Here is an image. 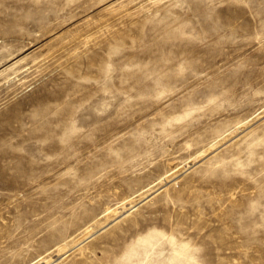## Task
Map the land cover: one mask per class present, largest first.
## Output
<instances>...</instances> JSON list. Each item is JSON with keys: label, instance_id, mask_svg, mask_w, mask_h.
<instances>
[{"label": "rangeland", "instance_id": "rangeland-1", "mask_svg": "<svg viewBox=\"0 0 264 264\" xmlns=\"http://www.w3.org/2000/svg\"><path fill=\"white\" fill-rule=\"evenodd\" d=\"M49 263L264 264V0H0V264Z\"/></svg>", "mask_w": 264, "mask_h": 264}, {"label": "bare ground", "instance_id": "bare-ground-1", "mask_svg": "<svg viewBox=\"0 0 264 264\" xmlns=\"http://www.w3.org/2000/svg\"><path fill=\"white\" fill-rule=\"evenodd\" d=\"M236 128V127H235ZM220 139V138H219ZM217 142V141H216ZM216 142H214V143H212V144H210L209 146H208V148L206 149V150H202V151H200L197 155H196V157H198V156H203L204 155V152L205 151H207V150H210L211 148H213V146L216 144ZM214 154V153H213ZM192 160V159H191ZM198 160V159H197ZM199 161V160H198ZM192 166V165H191ZM173 175V174H172ZM175 176V175H174ZM173 178H175V177H173ZM172 180V179H171ZM170 181V180H169ZM139 193V192H138ZM144 193V192H143ZM153 193V192H152ZM148 196V195H147ZM143 197V196H142ZM152 197V196H151ZM133 198V197H132ZM133 201V200H132ZM143 201V200H142ZM133 202H131V204H132ZM138 204H139V202H138ZM137 205V204H136ZM109 210V209H108ZM125 212V211H124ZM126 213V212H125ZM100 218V217H99ZM123 218V217H122ZM115 219V218H114ZM105 226V225H104ZM102 228V227H101ZM96 230H98V229H96ZM85 231V230H84ZM89 237V236H88ZM86 239V238H85ZM66 242V241H65ZM79 244V243H78ZM65 244H62V245H57L56 246V248L58 249V251H60V250H62L63 249V246H64ZM66 246V245H65ZM61 255V254H60ZM54 260V259H53ZM52 260V261H53ZM49 264H52V263H49Z\"/></svg>", "mask_w": 264, "mask_h": 264}]
</instances>
